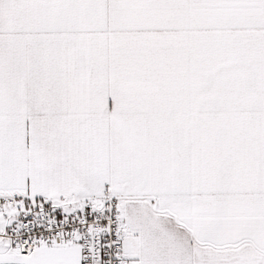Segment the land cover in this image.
Listing matches in <instances>:
<instances>
[{
	"label": "snow or ice",
	"instance_id": "6c2138e0",
	"mask_svg": "<svg viewBox=\"0 0 264 264\" xmlns=\"http://www.w3.org/2000/svg\"><path fill=\"white\" fill-rule=\"evenodd\" d=\"M0 264H264V0H0Z\"/></svg>",
	"mask_w": 264,
	"mask_h": 264
}]
</instances>
